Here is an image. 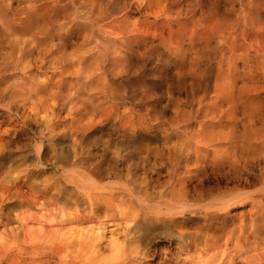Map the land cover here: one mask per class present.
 Instances as JSON below:
<instances>
[{"label": "bare ground", "instance_id": "6f19581e", "mask_svg": "<svg viewBox=\"0 0 264 264\" xmlns=\"http://www.w3.org/2000/svg\"><path fill=\"white\" fill-rule=\"evenodd\" d=\"M151 259L264 264V0H0V264Z\"/></svg>", "mask_w": 264, "mask_h": 264}, {"label": "rangeland", "instance_id": "374dc122", "mask_svg": "<svg viewBox=\"0 0 264 264\" xmlns=\"http://www.w3.org/2000/svg\"><path fill=\"white\" fill-rule=\"evenodd\" d=\"M156 264L157 263V260L156 259H151V260H147L146 262H144L143 264Z\"/></svg>", "mask_w": 264, "mask_h": 264}]
</instances>
